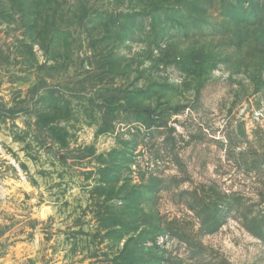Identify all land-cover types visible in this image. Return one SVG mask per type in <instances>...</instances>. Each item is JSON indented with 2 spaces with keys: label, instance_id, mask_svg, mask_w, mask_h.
Instances as JSON below:
<instances>
[{
  "label": "rangeland",
  "instance_id": "374dc122",
  "mask_svg": "<svg viewBox=\"0 0 264 264\" xmlns=\"http://www.w3.org/2000/svg\"><path fill=\"white\" fill-rule=\"evenodd\" d=\"M0 264H264V0H0Z\"/></svg>",
  "mask_w": 264,
  "mask_h": 264
},
{
  "label": "trees",
  "instance_id": "16d2710c",
  "mask_svg": "<svg viewBox=\"0 0 264 264\" xmlns=\"http://www.w3.org/2000/svg\"><path fill=\"white\" fill-rule=\"evenodd\" d=\"M182 108L184 107H177V108H174L172 109L174 113H177L179 112ZM141 114L144 116L145 118V121L147 122L148 124V128H151V127H160L162 126V124L164 125L165 123H163L162 121V118L165 116L163 114V112L161 111H158L156 109H143L141 111ZM147 128V129H148ZM200 213H203L204 214V217H203V224L204 226L207 225V221H208V217H209V213H206L204 210H201Z\"/></svg>",
  "mask_w": 264,
  "mask_h": 264
}]
</instances>
